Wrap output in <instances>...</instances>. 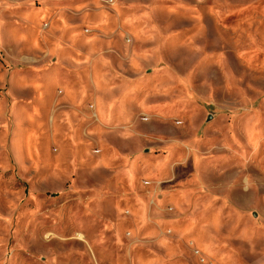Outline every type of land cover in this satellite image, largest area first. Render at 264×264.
Returning <instances> with one entry per match:
<instances>
[{"label":"rangeland","instance_id":"obj_1","mask_svg":"<svg viewBox=\"0 0 264 264\" xmlns=\"http://www.w3.org/2000/svg\"><path fill=\"white\" fill-rule=\"evenodd\" d=\"M0 264H264V0H0Z\"/></svg>","mask_w":264,"mask_h":264},{"label":"bare ground","instance_id":"obj_2","mask_svg":"<svg viewBox=\"0 0 264 264\" xmlns=\"http://www.w3.org/2000/svg\"><path fill=\"white\" fill-rule=\"evenodd\" d=\"M31 14V16L33 17L32 19L34 20V19H38L39 18V11L36 9V8H32L31 10H30V13H29V15ZM40 30V29H39ZM36 43V42H35ZM36 112V111H35ZM109 118V117H108ZM15 139H17V137L15 136Z\"/></svg>","mask_w":264,"mask_h":264}]
</instances>
